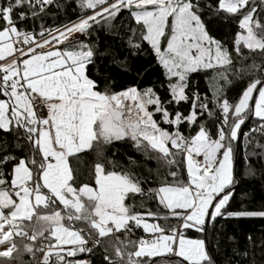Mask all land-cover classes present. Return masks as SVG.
Returning a JSON list of instances; mask_svg holds the SVG:
<instances>
[{"label":"snow or ice","instance_id":"6c2138e0","mask_svg":"<svg viewBox=\"0 0 264 264\" xmlns=\"http://www.w3.org/2000/svg\"><path fill=\"white\" fill-rule=\"evenodd\" d=\"M54 3L56 0H0V94L8 98L0 99V131L15 136L11 145L6 138L0 141V245L4 246L0 264H23L14 237L37 242L23 245V250L34 257L32 264H90L66 257L91 253L101 246V238L122 230L124 240L115 237L120 241L114 248L116 259L105 254L106 264H156L153 257H168L166 264H217L206 250V241L188 239L183 230L192 228L203 233L209 225L214 226L217 217H264V211H228L226 207L238 182L233 160L241 125L246 118L254 117L259 124L253 131L264 135V75L249 73L253 78L232 103L222 99L223 85L213 84L211 109L198 93L187 95L188 75L198 70L219 68L216 76L225 84L231 83L227 75L232 65L230 52L206 31L200 15L204 8L201 0H76L82 15L75 21L58 28L41 27L39 33L28 31V21L34 23ZM208 8L213 14L237 18L239 27L247 33L236 34L237 55H241V41L244 48L264 54V20L260 18L264 0L259 4L255 0H216ZM122 10L128 13L129 23L121 21L120 27L133 33L128 39L130 53L138 56L142 50L146 52L143 43H147L164 70L167 97L161 98L152 87L114 91L111 68L104 71L97 67V77L103 76L102 81L87 74L89 66H96L97 55L103 62L111 52L99 51L96 42L79 41L75 34L90 39L94 25L110 32ZM136 32L140 33L139 40L135 39ZM36 36L41 39H34ZM52 43L61 48H52ZM109 63L121 72L130 71L126 59L112 56ZM248 67L264 72V64ZM234 75L243 78L241 69H235ZM181 101L190 103L191 109L187 115L176 110L173 118L169 108ZM34 102L46 108V115L39 114ZM204 112L215 118L216 131H208L200 121L192 134L198 115ZM154 113L175 131L161 128ZM182 123L190 130L188 136L180 131ZM244 135L248 140L249 133ZM127 140L137 151H143L145 159H155L159 167L144 175L138 171L141 162L132 157H128L127 165L108 160L111 169L106 167L102 162L105 147ZM25 147L31 156L13 154L14 148ZM256 147L258 153L245 146V175L249 177L256 175V169L248 155L258 156V162L264 163V144L257 142ZM88 149H94L98 157L91 174L94 186L82 184L77 188L72 183L70 158ZM181 164L186 179L183 175L178 178ZM164 168L166 173L161 171ZM260 171L264 174V167ZM136 196L141 197L140 208L145 206L144 198L157 202L166 210L158 218L167 221L172 217L175 226L165 229L143 220V216L156 214L141 213L135 210V202H126L135 201ZM33 218L38 226L29 234L23 222H32ZM74 221L82 222V226L74 228ZM134 228L158 235L152 240L132 241L133 248L128 250L127 234ZM64 245L72 247L65 250ZM14 252L17 255L13 256ZM233 252L243 257L236 264H256L254 258L247 260V252ZM36 253L42 256L37 258ZM171 257L178 259L173 261ZM223 264H233L232 257L226 255Z\"/></svg>","mask_w":264,"mask_h":264},{"label":"trees","instance_id":"16d2710c","mask_svg":"<svg viewBox=\"0 0 264 264\" xmlns=\"http://www.w3.org/2000/svg\"><path fill=\"white\" fill-rule=\"evenodd\" d=\"M216 0H201V3L204 5L203 10L200 15L202 22L205 25V29L208 34L213 37L215 40L219 41L223 48H226L231 55L232 65L227 70V75L231 83L225 84L223 78L217 77L216 72L221 69H202L197 72L189 73V85L186 89V93L189 97H192L193 93H198L200 100L206 101L208 107L211 109L212 105V91L210 87L213 84L223 85L221 92V97L226 98L230 103L238 97V94L246 87L247 81L253 78L249 73L255 72L257 76L264 75V72H261L260 69H251L248 66L253 63L257 65L264 64V54H261L260 50L250 51L243 47V44H239L241 55H237L235 49L237 47L235 41L237 39L236 34L243 33V29L239 27V21L237 18L232 16H225V14L220 13L219 15L213 14V12L208 8L209 4H215ZM72 4V7H67L68 4ZM256 4H259V0H255ZM66 9V11H65ZM123 15L120 19L114 21L116 27H114L110 32L105 31L103 27H97V33L95 34L92 40L79 39V41H84L87 43L96 42L98 45L99 51H104L109 49L111 56L103 58L101 62V57L97 55L95 57L97 64L96 66L101 68L104 71H107L109 68L113 69L111 75L113 77V83L111 85L114 91H121L127 87L136 86L140 90H143L148 87L154 88V91L161 97L165 98L168 96L167 91V81L164 76V70L157 62L154 53H152L151 48L147 45L146 42L143 43V48L147 51H141L140 55H132L128 46V39L133 35L130 28L120 27L121 21L125 25L129 23L128 13L126 10H122ZM81 10L76 7V0H56L54 3L39 19L33 21L30 19L28 21V31H34L39 33L41 27L45 29L49 28H58L63 24L69 23V21H75L79 16H81ZM262 20H264V12L261 13ZM132 26L136 27L135 22L132 21ZM103 24V21H101ZM259 31V30H257ZM140 33L136 32L135 39L139 40ZM34 39H41L39 36L34 37ZM166 43V42H165ZM114 56L118 60H127V63L130 67V71L121 72L120 69L116 68L114 64H110L109 61L111 57ZM235 69H241L243 73V78L241 76L234 75ZM103 80V76H101ZM6 97L0 94V99H5ZM191 109L190 103L181 101L179 105L173 103L169 111L172 112L173 116L176 110H179L184 115H187ZM199 113V109H196ZM216 112L219 113L218 109ZM155 116H160V114L154 113ZM203 121L206 125V129L210 132H215V118L210 119L208 113H200L197 117V126L196 129H192V134L195 133V130L199 127V122ZM259 121L254 117H249L245 119V122L242 124L241 136L239 140V148L236 150L233 160V169L234 174L238 178V182L235 186L234 194L230 198L229 204L226 205L228 211H238V210H247V211H264V174L261 173V168L264 167V163L258 162V156L248 155L247 159L256 169V175L254 177H249L245 175V146H248L250 152L255 151L259 152L260 149L256 147L257 142L264 144V135H260L259 132L253 131V129L258 126ZM165 125L163 129L168 131H175ZM180 131L183 135H189V128L186 123L179 125ZM240 130L238 131V135ZM245 133H249V139H245ZM5 138L7 142L11 145L15 139L14 134H4L0 131V141H4ZM27 141H23V144L26 146ZM131 140L125 141H116L114 142V147L108 146L104 150V160L106 167L111 169V165L107 163L108 160H114L118 164H128V157H132L135 161L141 162V168L138 171H142L144 175H148L149 169H157L159 165L155 159L147 160L145 159L143 151H137L133 146ZM146 144V142H145ZM149 152L152 150L149 148ZM173 152L176 150L173 149ZM13 154L18 157L31 156V152L27 151L26 147L23 149H13ZM97 154L94 149L85 150L82 153L76 155V157L70 158V167L74 174L73 186L79 187L82 184H89L94 186V179H92L91 174L93 172V166L97 162ZM180 160V157L177 156V161ZM31 167V165H29ZM181 171H178V178L183 175L186 179V171L184 165H180ZM173 170H176V167L173 166ZM6 171H10L7 169ZM162 173H166L167 169L164 168L161 170ZM153 179H155V172L152 173ZM10 179V178H9ZM169 179H171L169 177ZM149 185H145L148 187ZM155 186V185H153ZM141 197L136 196L135 201L132 199L127 200L126 202L129 205H132L134 202L137 205L136 211L141 213L151 211L156 214L154 217L143 216L146 219L157 222V224L170 228L175 226V219L169 217V220L158 218L166 211L163 207L159 206L157 202L148 200L144 198L145 206L143 208L138 207ZM59 202H57L58 204ZM62 209L63 206L61 205ZM40 211H43L42 209ZM63 223L67 224V221ZM24 224L28 225V230L33 227H37L35 224V218L32 222H25ZM74 228H80L82 222L74 221ZM32 230V229H31ZM30 231V230H29ZM123 231V230H122ZM186 235L190 238H203L205 237L206 241V250L209 252L211 257L217 262V264H223L225 256L232 257L233 264H236L237 261L243 259L242 256L234 255L233 250H236L240 253L247 252V260L250 262L253 258L256 261V264H264V217H245V218H224L217 217L215 220L214 226L209 225L205 232H197L193 230H188L185 232ZM47 235V232H45ZM95 235V234H94ZM142 236V232L138 228H134L132 233H129L127 248L132 250L133 245L130 243L132 241L138 242L139 238ZM115 237H120V241L124 240V235L117 234L115 236L101 238V246L93 249L91 253H85L83 256L86 261L90 264H106L103 259L105 254L109 255L111 258L116 259L115 257V246L120 243ZM231 237V239H228ZM250 238V239H249ZM40 238L38 237V241ZM17 245L20 248V256L23 264H32V260L29 259V253L23 250V245L26 243L16 241ZM37 243V242H36ZM47 243V241H44ZM91 246V244L89 245ZM106 250V251H105ZM17 253H13V256ZM67 259V258H66ZM126 259V258H125ZM135 259V258H134ZM143 259H148L144 257ZM169 258L158 257L155 260L156 262L167 261ZM55 257L53 256V261ZM70 260V259H69ZM74 260V258L72 259ZM13 264H16L14 261Z\"/></svg>","mask_w":264,"mask_h":264},{"label":"rangeland","instance_id":"374dc122","mask_svg":"<svg viewBox=\"0 0 264 264\" xmlns=\"http://www.w3.org/2000/svg\"><path fill=\"white\" fill-rule=\"evenodd\" d=\"M97 33V26H93V35L91 36V38L90 39H88V38H86L84 35H82V34H80V35H76L75 37H76V39L77 40H79V39H87V40H92L93 38H94V36H95V34ZM247 33H245L244 32V30H243V33L241 34L242 36L243 35H246ZM51 39V38H50ZM240 43H242L243 44V41H241ZM52 45H56L55 43H52ZM51 45V46H52ZM247 86V85H246ZM256 93H254V95H255ZM4 100H7V99H4ZM250 103H252L253 104V107H254V102H250ZM154 118L159 122V126L161 127V128H164V126L165 125H168V124H165V123H163V121L162 120H160V116H155L154 115ZM173 118H174V116H173ZM242 126V125H241ZM169 128H171V129H173V127H171L170 125L168 126ZM240 130V129H239ZM202 158V157H201ZM203 159V158H202ZM185 171H186V169H185ZM13 198H15L14 197V194H13ZM18 202V201H17ZM142 219L143 220H145L146 222H148V223H157V222H155V221H151V220H149V219H146L145 217H142ZM25 222H27V221H25ZM25 222H23V223H25ZM5 228H7V226H5ZM141 232H142V236H141V238H144V239H146V240H152V239H154L155 238V235H158V234H151V233H145L144 231H143V228H138ZM188 230H193V231H195V229H192V228H188V229H184L183 231H184V235H185V237L186 238H188V239H203V238H190V237H188L187 235H186V233L185 232H187ZM15 238V237H14ZM141 238H139V240L141 239ZM16 241H18V240H16ZM53 243H55V241L53 240L52 241ZM3 247L4 246H2V245H0V250H3ZM72 246L71 245H64L63 246V248L65 249V250H67V249H70ZM154 258H157V257H153L152 259H154ZM168 258V257H167ZM171 259L173 260V261H175L176 259H178V258H175V257H171ZM156 264H166V261H163V262H156Z\"/></svg>","mask_w":264,"mask_h":264},{"label":"built area","instance_id":"2783aa9c","mask_svg":"<svg viewBox=\"0 0 264 264\" xmlns=\"http://www.w3.org/2000/svg\"><path fill=\"white\" fill-rule=\"evenodd\" d=\"M76 35H80V33H77ZM76 35H75V36H76ZM50 38H51V36L48 37V39H50ZM39 40H40V39H39ZM56 45H59V44H56ZM56 45H52V46H56ZM14 47H16V45H14ZM45 47L47 48L48 46H45ZM39 50H40V49H37V51H39ZM14 55H18V53H14ZM0 63H3V61L0 62ZM33 95H35V94H33ZM38 99H39V98L37 97V100H38ZM34 105H35V108H36L37 110H39V114H43V113H44L45 108H43L41 104H36V103L34 102ZM218 111L220 112L219 109H218ZM196 159H200V160H202L201 157H197ZM34 178H35V172H34ZM162 227H163V226H162ZM164 228H165V227H164ZM165 229H167V228H165ZM29 234H31V230L29 231ZM117 234L124 235L123 231H121V233H115V235H117ZM128 235H129V233L127 234V236H128ZM140 238H141V237H140ZM15 240L21 241V242H23V243H36V242L28 241V240H22L21 237H15ZM89 245H90V244H89ZM61 254H64V253H61ZM84 254H85V253H78L77 256L74 257V260H76V259H79V260H85L84 258L79 257V256H83ZM41 256H42V253H36V257H37V258H39V257H41ZM66 258H67V259H70L69 257H66ZM29 259L33 261L34 257H33L32 255L29 254ZM85 261H86V260H85Z\"/></svg>","mask_w":264,"mask_h":264},{"label":"crops","instance_id":"0c3cea01","mask_svg":"<svg viewBox=\"0 0 264 264\" xmlns=\"http://www.w3.org/2000/svg\"><path fill=\"white\" fill-rule=\"evenodd\" d=\"M52 48H61V45H56V46H52ZM40 51V50H39ZM6 59H8L7 57H6ZM0 62H2V61H0ZM89 71H88V75L90 76V78H93V79H98V81H102V79H101V77H97V72H96V69H97V66H89ZM100 89L101 90H103V83L101 82L100 83ZM6 97V96H5ZM5 99H8L7 97L5 98ZM46 108H45V111H44V113L43 114H41V115H46ZM155 119V118H154ZM45 192L47 191V190H44ZM58 202V201H57ZM32 229V226H31V228L29 229V230H31ZM28 230V231H29ZM20 242V241H19ZM70 258V260H72L74 257H69ZM158 258V257H157ZM154 259H156V258H154Z\"/></svg>","mask_w":264,"mask_h":264},{"label":"water","instance_id":"95a60500","mask_svg":"<svg viewBox=\"0 0 264 264\" xmlns=\"http://www.w3.org/2000/svg\"><path fill=\"white\" fill-rule=\"evenodd\" d=\"M241 132H242V129H240V133H239V135H238L239 140H240ZM238 142H239V141H238ZM204 240H206L205 237H204ZM154 261H155V260H154Z\"/></svg>","mask_w":264,"mask_h":264},{"label":"bare ground","instance_id":"6f19581e","mask_svg":"<svg viewBox=\"0 0 264 264\" xmlns=\"http://www.w3.org/2000/svg\"><path fill=\"white\" fill-rule=\"evenodd\" d=\"M51 41V39H49Z\"/></svg>","mask_w":264,"mask_h":264}]
</instances>
